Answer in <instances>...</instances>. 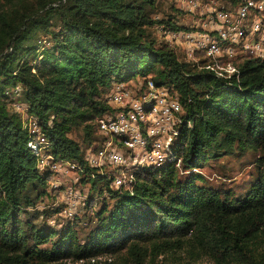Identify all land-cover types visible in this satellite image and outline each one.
I'll use <instances>...</instances> for the list:
<instances>
[{
  "label": "trees",
  "instance_id": "trees-1",
  "mask_svg": "<svg viewBox=\"0 0 264 264\" xmlns=\"http://www.w3.org/2000/svg\"><path fill=\"white\" fill-rule=\"evenodd\" d=\"M157 4L0 0V264H264V58L237 57L230 78L181 59L150 29L187 27L174 15L155 17ZM149 75L184 105L175 157L131 169L133 180L115 187L119 169L91 167L85 153L99 144V115L112 108L106 90ZM17 85L52 154L77 160L79 181L107 193L96 210L87 197L93 215L84 237L77 213L50 223L63 208L55 203L62 187L50 189L55 172L39 168L21 114L10 109ZM78 127L85 147L70 134ZM237 149L258 153L241 197L223 195L199 170ZM46 198L52 203L41 207Z\"/></svg>",
  "mask_w": 264,
  "mask_h": 264
},
{
  "label": "built area",
  "instance_id": "built-area-1",
  "mask_svg": "<svg viewBox=\"0 0 264 264\" xmlns=\"http://www.w3.org/2000/svg\"><path fill=\"white\" fill-rule=\"evenodd\" d=\"M181 1L197 17V23H202L181 30L160 28L169 40L181 42L187 49L184 60L197 61L201 67L230 78L238 72L234 62L237 57L264 58V0H225L228 4L224 0ZM14 94H20L19 85ZM105 95L112 108L98 117L99 144L90 146L85 153L89 166L102 172L119 169L121 173L112 182L119 187L133 180L131 169L158 167L175 157L173 145L184 122L185 109L170 86L158 84L149 75L114 83ZM17 105L29 132V145L39 155V168L54 171L58 179L59 175L81 169L77 160L55 157L37 117L22 102ZM63 192L59 213L73 217L83 193L74 184L67 185Z\"/></svg>",
  "mask_w": 264,
  "mask_h": 264
},
{
  "label": "rangeland",
  "instance_id": "rangeland-1",
  "mask_svg": "<svg viewBox=\"0 0 264 264\" xmlns=\"http://www.w3.org/2000/svg\"><path fill=\"white\" fill-rule=\"evenodd\" d=\"M225 1V0H224ZM227 4L228 2L225 1ZM157 9L154 14L155 17H166L168 15H174L175 18L179 23H182L185 25V27L192 28L193 24H197L199 26L202 22L197 23L198 19L195 17L194 14L189 13L183 6L181 0H157ZM188 28V29H189ZM152 31L153 36L158 39V42L160 44H168L171 47H175L178 51V55L181 59H187L186 58V51L187 49L182 46V43L178 41L169 40L168 36L163 34V31L160 29V27H156ZM40 37L44 42H46L47 39H49L50 35L40 32ZM138 76L136 78L139 79ZM108 91L110 90L107 89ZM106 90V91H107ZM17 102L19 103V99L16 96V99L11 101L9 103L10 109L12 111H21L20 107H18ZM71 136H73L76 140L79 141V143L85 147L87 144L85 130L83 127L74 128L72 132L70 133ZM94 146V145H92ZM258 156V153L256 150L248 149L246 151H240V149L235 150L231 153H225L220 156H214L205 162L201 167H199V170H201L204 175L207 178V181L221 189V192L223 195H230V196H236L241 197L246 194L248 189L250 188L251 181L254 178L256 174V157ZM80 176L81 172L80 170H74L70 172L68 175H59V179L57 178V175L51 180L50 182V189L52 187H62L60 189V195L59 199L56 200L55 203L59 204L63 200V190H65L66 186L69 184H74L78 189H80L83 193V198L81 199V202L76 210V213L79 214V227L81 236H85V232L89 229V227L86 225L89 220L91 219L92 209L89 206H86V199L90 195V193L96 198L97 203L94 205L93 209L100 208L103 197L107 194L105 191L100 190H91V183L90 182H80ZM77 177V179H76ZM57 184V185H56ZM61 201V202H60ZM44 203V204H43ZM51 204L52 198H46L45 201L40 203V206H45V204ZM74 218V217H73ZM68 217L65 214L59 213L57 215H54L50 219V223L53 225H61L65 220L67 219H73ZM80 264V262H74V264ZM161 264H182L179 260H174L172 258H161ZM184 264H214L211 259H202L196 263H184Z\"/></svg>",
  "mask_w": 264,
  "mask_h": 264
}]
</instances>
